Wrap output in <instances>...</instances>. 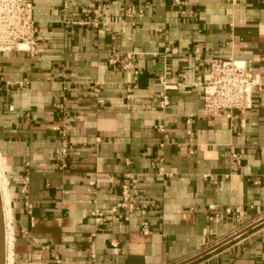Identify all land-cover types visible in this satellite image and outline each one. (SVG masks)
Masks as SVG:
<instances>
[{
	"label": "crops",
	"instance_id": "obj_1",
	"mask_svg": "<svg viewBox=\"0 0 264 264\" xmlns=\"http://www.w3.org/2000/svg\"><path fill=\"white\" fill-rule=\"evenodd\" d=\"M183 1L33 0L36 54H0L6 264H92V242L97 264H264V0ZM215 59L253 65L251 110L203 116ZM128 175L148 235L139 212L110 216Z\"/></svg>",
	"mask_w": 264,
	"mask_h": 264
},
{
	"label": "built area",
	"instance_id": "obj_2",
	"mask_svg": "<svg viewBox=\"0 0 264 264\" xmlns=\"http://www.w3.org/2000/svg\"><path fill=\"white\" fill-rule=\"evenodd\" d=\"M234 1V0H232ZM176 5L186 6L183 0H174ZM33 0H0V54L25 52L31 55L36 54V34L37 26L33 18ZM124 11L132 16L138 13L133 5H128ZM185 14V12H183ZM94 17L87 24L95 27L101 25V7L95 8ZM193 15V12H190ZM197 54H200L196 50ZM115 63V60H111ZM128 66V64L126 65ZM209 79L206 82L199 81L196 86L201 85L203 88V116L206 117H226L231 119L235 113H246L253 108L254 92L260 89L261 83L254 75V67L247 62H238L234 60L215 59L209 63ZM164 90H173L176 87L167 85L166 81H161ZM159 95V106L164 109L170 105V98L166 92ZM130 92V91H129ZM130 96V95H129ZM190 123V120L188 121ZM63 137L67 136L65 129L62 130ZM191 135V132H188ZM68 152L67 146L62 149V154ZM163 159L158 161V173L163 175ZM120 200L110 209L111 218H121L129 221L131 214L139 212L141 216V228L143 234L150 233L148 223V211L151 204L142 202L141 182L138 177L128 175L119 188ZM32 204L27 203V211L31 214ZM227 213L235 215L237 218L243 216L241 209H228ZM92 216L95 218L97 225L104 220L105 213L100 209L93 211ZM220 215H215L210 220L218 221ZM94 231L92 237L96 236ZM113 252L118 251V244H111ZM92 264L96 263V248L94 242L91 243Z\"/></svg>",
	"mask_w": 264,
	"mask_h": 264
},
{
	"label": "bare ground",
	"instance_id": "obj_3",
	"mask_svg": "<svg viewBox=\"0 0 264 264\" xmlns=\"http://www.w3.org/2000/svg\"><path fill=\"white\" fill-rule=\"evenodd\" d=\"M1 169H0V190H1V196H2L4 220L6 222V229H7V232H5V243H6L7 248H8V252H7L8 253V260L10 261V259H11L10 243H11V237H12V227H11V223H10L11 210H10V200H9V195H8V188H7V184H6V180L4 178V175L1 172ZM12 239H13V237H12Z\"/></svg>",
	"mask_w": 264,
	"mask_h": 264
},
{
	"label": "water",
	"instance_id": "obj_4",
	"mask_svg": "<svg viewBox=\"0 0 264 264\" xmlns=\"http://www.w3.org/2000/svg\"><path fill=\"white\" fill-rule=\"evenodd\" d=\"M0 264H6L5 220L0 190Z\"/></svg>",
	"mask_w": 264,
	"mask_h": 264
},
{
	"label": "rangeland",
	"instance_id": "obj_5",
	"mask_svg": "<svg viewBox=\"0 0 264 264\" xmlns=\"http://www.w3.org/2000/svg\"><path fill=\"white\" fill-rule=\"evenodd\" d=\"M5 232H6V228H5ZM11 235V234H10ZM12 240V239H11Z\"/></svg>",
	"mask_w": 264,
	"mask_h": 264
}]
</instances>
